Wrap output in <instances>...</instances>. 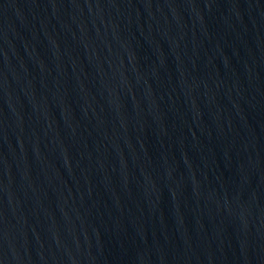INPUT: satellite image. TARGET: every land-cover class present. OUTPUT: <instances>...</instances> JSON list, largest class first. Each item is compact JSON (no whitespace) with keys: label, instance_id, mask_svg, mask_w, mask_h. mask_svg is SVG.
Returning a JSON list of instances; mask_svg holds the SVG:
<instances>
[{"label":"water","instance_id":"1","mask_svg":"<svg viewBox=\"0 0 264 264\" xmlns=\"http://www.w3.org/2000/svg\"><path fill=\"white\" fill-rule=\"evenodd\" d=\"M0 264H264V0H0Z\"/></svg>","mask_w":264,"mask_h":264}]
</instances>
